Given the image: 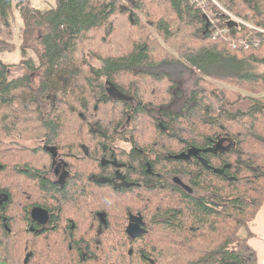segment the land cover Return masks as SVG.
Wrapping results in <instances>:
<instances>
[{
    "label": "trees",
    "instance_id": "1",
    "mask_svg": "<svg viewBox=\"0 0 264 264\" xmlns=\"http://www.w3.org/2000/svg\"><path fill=\"white\" fill-rule=\"evenodd\" d=\"M14 10L23 23L18 36ZM0 34V55L21 53L17 65L0 59V195L42 203L50 190L40 181L51 168L46 147L75 152L80 139L110 147L115 133L129 132L132 177L146 187L134 188L130 200L119 197L149 230L133 258L257 264L248 239L264 204V0H57L46 9L33 0H0ZM86 38L98 46L112 40L106 54H92L100 66L77 60ZM161 55L199 76L183 112L170 110L181 97L176 82L149 71L163 64ZM12 68L21 74L11 77ZM110 86L128 100L112 98ZM140 120L154 126L141 130ZM149 129L157 135L140 144L145 138L135 133ZM95 131L105 134L82 136ZM17 210L6 216L24 215ZM74 237L70 232L65 250L24 248L29 240L19 238L0 248V264H62L73 259L63 253L74 251Z\"/></svg>",
    "mask_w": 264,
    "mask_h": 264
},
{
    "label": "flooded vegetation",
    "instance_id": "2",
    "mask_svg": "<svg viewBox=\"0 0 264 264\" xmlns=\"http://www.w3.org/2000/svg\"><path fill=\"white\" fill-rule=\"evenodd\" d=\"M108 88L106 92L116 96L112 98L127 99L115 87ZM97 134L105 133L83 132L82 136ZM115 134L119 137L111 141L110 147L90 148L87 145L90 142L83 139L77 141L75 152L58 147L52 151L46 147L51 168L40 181L50 187L49 194L42 203L38 199L10 202V197L0 195V248H13L14 240L23 238L29 240L24 248L43 246L65 250L69 233L76 232L70 246L74 251L63 253L73 259L62 260V264H144V260L133 258L132 251L148 233L146 224L122 198L114 200L109 195L126 196L136 187L145 189L146 182L132 177V134L123 131ZM70 185L74 186L71 190ZM9 209L16 212L24 209L25 213L6 216ZM133 224L141 227L140 235L130 233Z\"/></svg>",
    "mask_w": 264,
    "mask_h": 264
},
{
    "label": "rangeland",
    "instance_id": "3",
    "mask_svg": "<svg viewBox=\"0 0 264 264\" xmlns=\"http://www.w3.org/2000/svg\"><path fill=\"white\" fill-rule=\"evenodd\" d=\"M33 4L35 7L37 8H41V9H46V8H51V7H55L57 5V0H33ZM13 16L14 19H12V24L13 27L15 29V34L18 36V30H20L21 26L23 25L21 17L18 13L17 10H14L13 12ZM192 33V32H190ZM2 36V34H0V37ZM12 37V36H11ZM101 37V36H100ZM89 38H86L85 40H83L80 44H79V51L76 54V58L79 61H82L83 59L88 60L92 65H99L100 63L94 58V56H92V54H106V48H111V42L112 40L108 39L106 41V43H101L99 42V46L96 45V42L94 44H92V41L88 40ZM157 39L159 40V38L157 37ZM5 40H7L8 42L14 43L16 41H18L19 44V39L17 37H13L12 39H9L7 37H5ZM105 45L106 48H105ZM154 50H156L155 47H153ZM169 53H175V51L171 48H167ZM30 54L32 56H35L34 53L32 51H30ZM163 53H158L157 55H160ZM0 59L3 60L5 63L7 64H19L20 60H21V53L20 50L15 51L14 53H4L2 55H0ZM158 62H163V64H160L159 66L150 69L149 71L153 72V73H166L168 74V77L170 78L171 81H173L174 83L176 82V88L179 90L180 92V98H177L176 101H174V103L171 105V111L175 112V113H180L183 112V110H185V103L188 101L189 97H191V94L193 93L194 90H198L200 87L197 86V82H198V74L190 68H187L183 65H180L178 63H175L176 61H174L173 59H170L169 57H164V56H160L158 57ZM262 69L264 67H261ZM83 73L84 75H87L88 73V67L84 66L83 67ZM21 74V72L17 69L12 68V72H10V76L11 77H17ZM38 81V80H37ZM213 84L215 85L216 83L213 82ZM219 87H224L227 88L228 90L231 91H238V89H236V87H232V86H226L224 84H218ZM169 87V86H168ZM168 87H166L165 89H167ZM172 92V91H171ZM173 93V92H172ZM243 94L248 96L249 94L243 91ZM119 96V95H118ZM147 96H151V92L149 90V93H147ZM112 97H116L115 95H112ZM128 98V97H127ZM131 99V98H129ZM128 100V99H126ZM118 108V107H117ZM157 108V107H156ZM106 111L108 110L109 113L116 109V106L110 105L107 108H105ZM110 115V114H109ZM108 115V116H109ZM159 120L157 123H162L163 122V117L162 116H158ZM142 121L140 120L139 123L137 124L139 126V128L141 130L144 129V127H149L152 126L153 123L150 124V122H148L150 125H142L141 123ZM154 126V125H153ZM147 132H136L134 136H143L145 139H140L137 138V140L140 142V144H147L152 142V137L153 135H157L156 133L153 132V130H145ZM36 141L35 142H31L28 143L27 145L32 147L34 145H36ZM123 146V145H122ZM112 199L114 200H119L120 199V195H109ZM127 200H130V193L127 195L126 197ZM126 204L130 205V201L126 202Z\"/></svg>",
    "mask_w": 264,
    "mask_h": 264
},
{
    "label": "crops",
    "instance_id": "4",
    "mask_svg": "<svg viewBox=\"0 0 264 264\" xmlns=\"http://www.w3.org/2000/svg\"><path fill=\"white\" fill-rule=\"evenodd\" d=\"M249 232L251 236L248 243L257 254V264H264V204L254 221L249 224Z\"/></svg>",
    "mask_w": 264,
    "mask_h": 264
},
{
    "label": "water",
    "instance_id": "5",
    "mask_svg": "<svg viewBox=\"0 0 264 264\" xmlns=\"http://www.w3.org/2000/svg\"><path fill=\"white\" fill-rule=\"evenodd\" d=\"M175 182L180 184V185H183L185 187L186 190H188L190 193L192 192V189L186 185L183 184V182L179 179V178H176L175 179ZM38 213L41 212V211H37ZM130 233H132L134 236H138L141 234V227L137 224H133L130 226V229H129Z\"/></svg>",
    "mask_w": 264,
    "mask_h": 264
},
{
    "label": "built area",
    "instance_id": "6",
    "mask_svg": "<svg viewBox=\"0 0 264 264\" xmlns=\"http://www.w3.org/2000/svg\"><path fill=\"white\" fill-rule=\"evenodd\" d=\"M218 33L223 34L224 32L223 31H220ZM242 43H243L242 45L245 46V48H248L249 47V45L247 44V42H242Z\"/></svg>",
    "mask_w": 264,
    "mask_h": 264
}]
</instances>
